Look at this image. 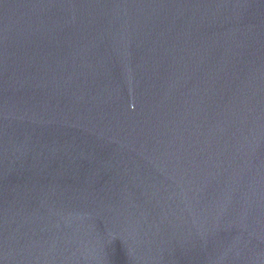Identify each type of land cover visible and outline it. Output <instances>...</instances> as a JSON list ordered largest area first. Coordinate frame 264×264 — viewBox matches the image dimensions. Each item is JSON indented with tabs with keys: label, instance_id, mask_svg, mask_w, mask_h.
Listing matches in <instances>:
<instances>
[{
	"label": "water",
	"instance_id": "1",
	"mask_svg": "<svg viewBox=\"0 0 264 264\" xmlns=\"http://www.w3.org/2000/svg\"><path fill=\"white\" fill-rule=\"evenodd\" d=\"M0 264H264V0H0Z\"/></svg>",
	"mask_w": 264,
	"mask_h": 264
}]
</instances>
